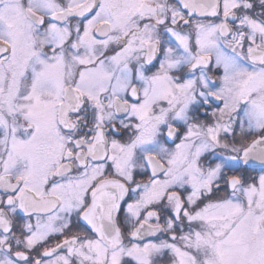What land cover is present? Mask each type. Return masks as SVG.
I'll list each match as a JSON object with an SVG mask.
<instances>
[{"label":"snow or ice","instance_id":"obj_1","mask_svg":"<svg viewBox=\"0 0 264 264\" xmlns=\"http://www.w3.org/2000/svg\"><path fill=\"white\" fill-rule=\"evenodd\" d=\"M0 264H264V0H0Z\"/></svg>","mask_w":264,"mask_h":264}]
</instances>
